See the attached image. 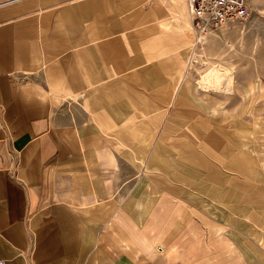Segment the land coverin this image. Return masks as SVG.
Masks as SVG:
<instances>
[{
    "label": "crops",
    "instance_id": "1",
    "mask_svg": "<svg viewBox=\"0 0 264 264\" xmlns=\"http://www.w3.org/2000/svg\"><path fill=\"white\" fill-rule=\"evenodd\" d=\"M187 26L183 0H0V261L224 264L222 235L249 264L172 160L218 146L179 126Z\"/></svg>",
    "mask_w": 264,
    "mask_h": 264
},
{
    "label": "rangeland",
    "instance_id": "2",
    "mask_svg": "<svg viewBox=\"0 0 264 264\" xmlns=\"http://www.w3.org/2000/svg\"><path fill=\"white\" fill-rule=\"evenodd\" d=\"M247 1L250 12L244 20L207 27L210 31L204 29L199 35L187 26L191 36L183 60L192 88L180 102L179 119L184 124L179 126L188 124L203 135L213 131L218 146L212 152L201 145L202 139L194 144L178 139L172 160L177 164V179L193 182L190 189L195 197H202L203 208L225 216L226 232L249 264H264V193L259 195L257 188V184L264 185V169L259 165L260 159L264 161V0ZM213 63L233 69L232 93L195 89V77ZM181 75L182 69L177 83ZM210 243L220 246L212 259L245 264L227 236L211 235Z\"/></svg>",
    "mask_w": 264,
    "mask_h": 264
},
{
    "label": "built area",
    "instance_id": "3",
    "mask_svg": "<svg viewBox=\"0 0 264 264\" xmlns=\"http://www.w3.org/2000/svg\"><path fill=\"white\" fill-rule=\"evenodd\" d=\"M191 20L193 34L199 35L207 27H225L241 21L249 14L247 0H183ZM196 37V36H195ZM198 39V36H197ZM0 264H6L0 261Z\"/></svg>",
    "mask_w": 264,
    "mask_h": 264
},
{
    "label": "bare ground",
    "instance_id": "4",
    "mask_svg": "<svg viewBox=\"0 0 264 264\" xmlns=\"http://www.w3.org/2000/svg\"><path fill=\"white\" fill-rule=\"evenodd\" d=\"M206 30L207 32L210 31L209 29ZM201 36H198V39H200ZM233 86V69L220 63H213L208 68L204 69L197 78V87L203 92L213 91L223 95H228L232 93Z\"/></svg>",
    "mask_w": 264,
    "mask_h": 264
}]
</instances>
